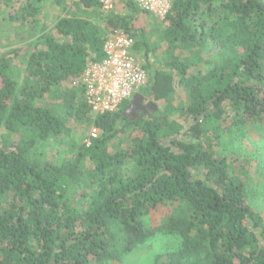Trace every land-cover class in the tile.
<instances>
[{
	"label": "trees",
	"instance_id": "1",
	"mask_svg": "<svg viewBox=\"0 0 264 264\" xmlns=\"http://www.w3.org/2000/svg\"><path fill=\"white\" fill-rule=\"evenodd\" d=\"M46 1L7 19L35 20ZM121 1L127 15L62 18L41 33L26 53V83L14 66L22 50L0 55V264H124L159 234L180 243L154 264H264V220L240 176L254 166L264 176V153L237 143L250 128L264 135V2L173 0L159 30L161 69L151 61L158 49L132 23L147 13ZM80 3L102 10L100 0ZM117 32L136 40L149 73L141 93L157 108L134 119L124 115L131 102L95 116L83 86L63 88L91 55L103 59L106 35ZM179 86L189 102L175 105ZM71 120L100 137L70 159L43 160L38 150L68 134ZM123 135L127 147L110 152ZM164 206L170 216L152 227Z\"/></svg>",
	"mask_w": 264,
	"mask_h": 264
},
{
	"label": "rangeland",
	"instance_id": "2",
	"mask_svg": "<svg viewBox=\"0 0 264 264\" xmlns=\"http://www.w3.org/2000/svg\"><path fill=\"white\" fill-rule=\"evenodd\" d=\"M28 1L29 0H4L3 4L0 6V55L14 50H22L20 52L21 55L14 61L15 69L21 76V84L23 82L26 83L28 80L26 77L27 75L25 74V68L26 53L29 50V45L41 33L52 31L54 25L62 18H88L98 21V19H100V12L104 11L103 8L102 10H87L82 3H80V0H47L42 4H37L38 12L35 20L31 19L28 22H22L21 19L16 21L7 19V16H9L10 13L21 16L24 13L23 9L27 6ZM261 1L264 2V0ZM114 13L120 15L128 14L123 1L114 0ZM132 23L135 28L143 29L145 38L151 45V49H158V55L156 57L152 56L151 61L154 65L163 69L165 63L168 62V57L165 53L167 46L162 42L160 38L161 32L159 30L161 28L164 29L167 24L150 14L138 16V18L133 20ZM110 36V34L106 35V37ZM216 52V49L210 50V52L206 54L207 58H210V56ZM142 55L143 54H140L139 57L143 64H145L146 61ZM95 58L96 56L91 55L89 61H95ZM207 68L208 66L203 64L200 67V70L205 72ZM80 86H82V84L79 77L71 83L64 85L63 88H78ZM177 90L175 105L188 103V93L182 89V86H179ZM144 97L147 99L145 102L146 104L154 103L150 97ZM48 102H50V100H48ZM50 105V103H46L44 106ZM159 107L162 109L163 104L160 103ZM68 127L70 129L68 134L50 140L38 150L43 160L49 159L50 161L58 163L65 159H70L82 151V146L86 145V141L89 139V134L92 128L84 123H78L72 120L68 121ZM0 132H3V130L1 129ZM254 132L255 129L250 128L249 133H245L238 137L237 143H243L247 152L260 150L264 153V135L256 136ZM128 144V136H120L110 144V152L114 153L124 150ZM223 144L225 145V136L223 138ZM260 158H262V156ZM236 167H238V164H236ZM254 167L247 174H240V176L246 184L248 200L264 220V176H260L259 173L255 171ZM239 171L240 170L238 169L237 172ZM171 212L172 208L169 206L159 208V210L150 215V225L154 228L161 226L170 216ZM179 243L180 240L178 238L159 234L157 237L152 238L150 241L140 246L125 260L124 264H154V258L156 256L165 255L168 252L173 251L179 246ZM112 264L119 263L115 262Z\"/></svg>",
	"mask_w": 264,
	"mask_h": 264
},
{
	"label": "built area",
	"instance_id": "3",
	"mask_svg": "<svg viewBox=\"0 0 264 264\" xmlns=\"http://www.w3.org/2000/svg\"><path fill=\"white\" fill-rule=\"evenodd\" d=\"M138 7L157 18L165 20L172 9L173 0H133ZM104 11L114 10V0H101ZM136 40L124 32L107 38L101 61H88L80 76L85 89V101L93 115L118 111L126 102L148 86L149 73L135 51ZM100 129L93 127L86 145L99 138Z\"/></svg>",
	"mask_w": 264,
	"mask_h": 264
},
{
	"label": "water",
	"instance_id": "4",
	"mask_svg": "<svg viewBox=\"0 0 264 264\" xmlns=\"http://www.w3.org/2000/svg\"><path fill=\"white\" fill-rule=\"evenodd\" d=\"M147 99L142 94L134 96L128 108L125 110L124 115L129 116L131 113H147L148 109L155 111L157 108L153 104H146Z\"/></svg>",
	"mask_w": 264,
	"mask_h": 264
},
{
	"label": "flooded vegetation",
	"instance_id": "5",
	"mask_svg": "<svg viewBox=\"0 0 264 264\" xmlns=\"http://www.w3.org/2000/svg\"><path fill=\"white\" fill-rule=\"evenodd\" d=\"M137 117H138L137 113H131L130 114V118H132V119L137 118Z\"/></svg>",
	"mask_w": 264,
	"mask_h": 264
}]
</instances>
